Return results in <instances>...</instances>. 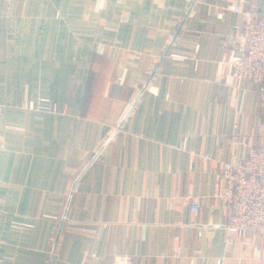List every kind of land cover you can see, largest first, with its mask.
Instances as JSON below:
<instances>
[{
  "label": "crops",
  "instance_id": "crops-1",
  "mask_svg": "<svg viewBox=\"0 0 264 264\" xmlns=\"http://www.w3.org/2000/svg\"><path fill=\"white\" fill-rule=\"evenodd\" d=\"M235 4L264 11L0 0V264H264L252 231L225 243L212 198L217 163L264 144V86L225 64ZM38 99L57 110L21 107Z\"/></svg>",
  "mask_w": 264,
  "mask_h": 264
},
{
  "label": "built area",
  "instance_id": "built-area-1",
  "mask_svg": "<svg viewBox=\"0 0 264 264\" xmlns=\"http://www.w3.org/2000/svg\"><path fill=\"white\" fill-rule=\"evenodd\" d=\"M232 10L239 20L233 24L231 33L224 37L227 47L234 54L232 61L225 63L230 76L235 82L246 80L264 86V11L250 10L239 4L233 5ZM168 56L178 60L188 58L173 51ZM260 99H264L263 93ZM22 108L47 112L57 110L54 102L45 99L37 106L29 101ZM186 145L187 138L184 137L182 149ZM217 166L219 172L212 198L220 202V210L225 217V243L231 245L252 231L264 244V144L250 147L243 159L221 161ZM185 199L191 212L199 211L197 197L188 196ZM112 264H133V259L121 255L115 257ZM215 264H220V260L217 259Z\"/></svg>",
  "mask_w": 264,
  "mask_h": 264
},
{
  "label": "rangeland",
  "instance_id": "rangeland-1",
  "mask_svg": "<svg viewBox=\"0 0 264 264\" xmlns=\"http://www.w3.org/2000/svg\"><path fill=\"white\" fill-rule=\"evenodd\" d=\"M41 100L42 99H38V100H36V101H32L34 104H35V106H37L38 104H39V102H41ZM31 101V100H30ZM27 102H29V101H27ZM22 107V106H21ZM29 110V109H28ZM35 110V109H34Z\"/></svg>",
  "mask_w": 264,
  "mask_h": 264
}]
</instances>
